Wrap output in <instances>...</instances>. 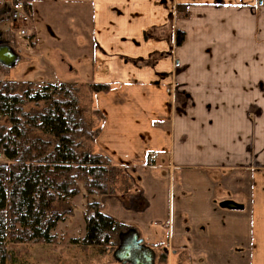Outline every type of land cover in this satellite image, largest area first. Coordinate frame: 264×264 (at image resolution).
Returning <instances> with one entry per match:
<instances>
[{"label": "crops", "instance_id": "1", "mask_svg": "<svg viewBox=\"0 0 264 264\" xmlns=\"http://www.w3.org/2000/svg\"><path fill=\"white\" fill-rule=\"evenodd\" d=\"M30 2V43L12 26L0 46L29 48L42 82L110 85L89 92L94 146L136 189L104 212L154 264H264V0Z\"/></svg>", "mask_w": 264, "mask_h": 264}, {"label": "trees", "instance_id": "2", "mask_svg": "<svg viewBox=\"0 0 264 264\" xmlns=\"http://www.w3.org/2000/svg\"><path fill=\"white\" fill-rule=\"evenodd\" d=\"M25 3L31 11L30 0ZM186 8L178 5L177 11ZM184 38L178 30L176 45ZM109 88L90 84L92 92ZM72 91L65 82L36 90L32 82L0 81V117L8 120L0 128V154L10 161L0 164V264H6L9 241L57 240L55 231L72 211L69 201L80 193L79 182L88 197L84 247L110 252L119 244V235L130 229L106 214L95 197L129 192L134 179L106 153L79 151L82 140L95 141L101 128L86 129ZM93 113L104 119L98 109Z\"/></svg>", "mask_w": 264, "mask_h": 264}, {"label": "rangeland", "instance_id": "3", "mask_svg": "<svg viewBox=\"0 0 264 264\" xmlns=\"http://www.w3.org/2000/svg\"><path fill=\"white\" fill-rule=\"evenodd\" d=\"M10 5L11 0H0V12H5L3 14L4 17L2 16L0 18V42L2 41L9 43L11 39L9 37L8 28L14 26L16 23L12 18H10L5 24L1 21V19L6 20L7 18H9ZM71 44L72 39L68 38V46H70ZM12 49L17 53L19 59L12 67H7L0 63V81H16L19 83H25L26 85L32 82L36 90H39L43 86L49 84H61L55 83L51 79L45 80L46 82H42V78L40 76L43 74H38L39 69L37 65L30 62L31 56L25 52L29 50V48H27V50L26 48ZM59 49L74 51L75 48ZM79 51L82 52L83 49L79 48ZM24 57L28 58L25 59ZM87 72V69L83 70V80L76 79L74 81L65 83L70 84V88H72L73 94L79 100L84 126L86 127V129L95 131L100 128L103 119L100 115H96L93 113L94 107L91 104L89 97V92H91L90 85L79 83V81H88L86 79V76L88 75ZM29 108L30 106L27 107V109ZM5 125H8V120L4 117H0V128ZM95 141L83 139V147L79 148V151L92 149L97 152H102L96 149V147L94 146ZM154 156L155 155H153L152 158H154ZM9 162L10 161L4 155L0 154V164ZM119 166L123 167L126 172L129 173L125 166ZM79 187L81 190L80 193L69 201L72 211H70V213L65 216V219L59 223L55 231L58 236L57 240L53 243H14L12 241H9L7 244L8 257L6 259V264H121L116 261L113 256L116 249L110 252H104L99 247H84L81 244V240L86 235L85 213L88 205V197L87 189L82 182H79ZM135 189L136 187L129 192L120 194L124 195L133 192ZM95 198L99 199V196ZM64 207L66 208V206ZM76 240H78L79 243H77ZM118 246L119 244L117 245V247Z\"/></svg>", "mask_w": 264, "mask_h": 264}, {"label": "water", "instance_id": "4", "mask_svg": "<svg viewBox=\"0 0 264 264\" xmlns=\"http://www.w3.org/2000/svg\"><path fill=\"white\" fill-rule=\"evenodd\" d=\"M18 60L17 53L6 45L0 46V63L12 67ZM226 207H238L233 202H225ZM119 246L114 251L116 261L124 264H154V252L140 237L138 231L130 228L119 235Z\"/></svg>", "mask_w": 264, "mask_h": 264}, {"label": "built area", "instance_id": "5", "mask_svg": "<svg viewBox=\"0 0 264 264\" xmlns=\"http://www.w3.org/2000/svg\"><path fill=\"white\" fill-rule=\"evenodd\" d=\"M9 13L11 18L16 22L13 30L17 44L20 47H24L25 44L30 43L32 28L31 11L28 9L25 0H11Z\"/></svg>", "mask_w": 264, "mask_h": 264}]
</instances>
